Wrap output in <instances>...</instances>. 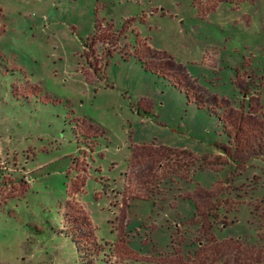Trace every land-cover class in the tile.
<instances>
[{
    "label": "rangeland",
    "instance_id": "obj_1",
    "mask_svg": "<svg viewBox=\"0 0 264 264\" xmlns=\"http://www.w3.org/2000/svg\"><path fill=\"white\" fill-rule=\"evenodd\" d=\"M0 181V264H264V0H0Z\"/></svg>",
    "mask_w": 264,
    "mask_h": 264
},
{
    "label": "crops",
    "instance_id": "obj_2",
    "mask_svg": "<svg viewBox=\"0 0 264 264\" xmlns=\"http://www.w3.org/2000/svg\"><path fill=\"white\" fill-rule=\"evenodd\" d=\"M203 92H200V94H202ZM203 95H205V94H203ZM207 96V95H206ZM207 98V100H206V102L208 101V102H210L211 104L213 103V104H217L218 106H220V107H224L225 108V106H227L228 104L227 103H224V104H222L221 103V101L220 100H218V97H216V96H214L213 98H208V97H206ZM203 100V99H202ZM206 102H203L202 104L201 103H199V105H204ZM244 108H245V103H244V106H243ZM204 196L206 197V194H208V193H210V192H208V191H206L205 189H204ZM151 193H152V191H151ZM123 195H124V193L122 194L121 193V198H122V200H121V202H120V204L118 205L119 206V210H120V212H119V215H120V219H123V221L126 219V210H127V207L130 205L129 204V202L130 201H132L133 199H137V198H141V197H138V195H133L132 197H130L129 198V202L126 204V201H123ZM150 198V196L147 198V199H149ZM143 199V198H142ZM195 199V198H194ZM211 202L213 203L212 205H214V202L211 200ZM196 206H197V210H198V212H199V215H200V211H199V208H198V205H197V201H196ZM210 216H211V214H208V217H207V222H208V224L210 225V232L212 231V228H213V225H212V222H210ZM200 217H201V215H200ZM199 221V220H198ZM197 221V222H198ZM122 222V221H121ZM200 223L202 222V220H201V218H200V221H199ZM123 223V222H122ZM260 239L262 240V238L260 237ZM224 244H226V243H224ZM252 246V245H251Z\"/></svg>",
    "mask_w": 264,
    "mask_h": 264
},
{
    "label": "clouds",
    "instance_id": "obj_3",
    "mask_svg": "<svg viewBox=\"0 0 264 264\" xmlns=\"http://www.w3.org/2000/svg\"><path fill=\"white\" fill-rule=\"evenodd\" d=\"M54 264H64V262L61 259L57 258Z\"/></svg>",
    "mask_w": 264,
    "mask_h": 264
},
{
    "label": "trees",
    "instance_id": "obj_4",
    "mask_svg": "<svg viewBox=\"0 0 264 264\" xmlns=\"http://www.w3.org/2000/svg\"><path fill=\"white\" fill-rule=\"evenodd\" d=\"M188 94H189V93H188ZM194 99H195V100H191V101H195V102L198 103V104H199V103L201 102V100H202L200 97H199V98L197 97V98H194ZM0 183H2V182L0 181Z\"/></svg>",
    "mask_w": 264,
    "mask_h": 264
}]
</instances>
